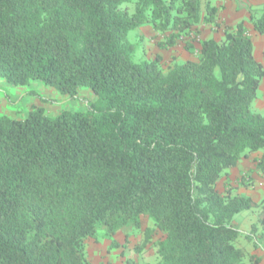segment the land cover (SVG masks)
Listing matches in <instances>:
<instances>
[{
  "label": "trees",
  "instance_id": "1",
  "mask_svg": "<svg viewBox=\"0 0 264 264\" xmlns=\"http://www.w3.org/2000/svg\"><path fill=\"white\" fill-rule=\"evenodd\" d=\"M218 10L209 0H0V78L93 93L84 112L0 115V264H90L99 228L113 236L144 216L161 234L152 264H246L233 220L264 209V196L217 183L254 153L264 177V115L252 111L264 67L251 37L243 22L226 26L167 73L158 55L135 62L128 40L148 23L171 48L201 22L216 26ZM248 13L264 36V4Z\"/></svg>",
  "mask_w": 264,
  "mask_h": 264
},
{
  "label": "rangeland",
  "instance_id": "2",
  "mask_svg": "<svg viewBox=\"0 0 264 264\" xmlns=\"http://www.w3.org/2000/svg\"><path fill=\"white\" fill-rule=\"evenodd\" d=\"M222 1L223 0H209V3L213 5L217 4L216 6H218L219 9H223V5H221ZM247 1L249 2V0ZM125 6H127L130 13L133 12V4ZM251 9L260 8H252L251 6ZM240 22L251 24L248 18ZM202 24L204 28H209L210 31H214L217 27H222L223 22H218L216 26L205 23ZM255 34L252 38L254 43L253 54L255 59L259 62L264 58V52H262L257 41L263 37ZM164 37L165 35L155 32L148 23L142 24L137 29L129 32L128 40L134 47V61L141 62L151 60L158 55L161 57V70L163 73H167L175 64L197 59L196 51L198 50L200 39L199 31L196 27L193 28L190 33L183 35L175 46L167 49H160L158 43L162 42ZM187 43L193 44L195 51L192 53L188 52L185 48ZM92 99L93 93L89 88L79 89L77 95L71 98L58 93L39 81H31L25 86H13L0 78V115H5L10 118H24L28 111L33 108H41L47 115L51 116L61 111L84 112L87 102ZM252 111L264 115L263 83H261L256 99L252 103ZM258 157L259 153L249 154L243 157L236 167L226 170L224 172L226 178L224 177V179L217 183V190L219 192H225V189L228 187L226 180H228L229 186L234 187V190L238 194L247 196V192L253 191V196L258 197L259 191L255 188V180L258 181L261 187L264 186V177L258 175L255 169V160ZM258 176L260 178H257ZM241 180H243L244 183L241 184ZM239 190L241 192H239ZM263 214V205H259L252 210L241 212L234 217L233 222L239 228L240 235L233 244L236 248L244 251V262L246 264H258L259 260L262 262L264 260V253L260 250L255 240L257 236L264 234V226L260 224V218ZM140 221L141 224L139 228L117 231L113 236L107 235L105 229L99 228L96 236L88 239L85 245L86 256L90 264L154 263L156 257L152 249V244L161 238V234L153 226L151 219L148 217H141ZM251 233H253V235L250 236ZM257 239L258 242L262 244V240L260 238ZM253 250L256 251L255 254Z\"/></svg>",
  "mask_w": 264,
  "mask_h": 264
},
{
  "label": "crops",
  "instance_id": "3",
  "mask_svg": "<svg viewBox=\"0 0 264 264\" xmlns=\"http://www.w3.org/2000/svg\"><path fill=\"white\" fill-rule=\"evenodd\" d=\"M245 3H246V5H245ZM263 4H264V0H249V2L247 0H223L221 2V5H223V9L220 8L218 10L217 18H216L217 22H220V21L223 22L222 27H217L216 29H214V31H210L209 28L208 29L204 28L203 24L199 23L196 26V28L199 31V39L202 40V39L212 38L216 41L222 40L224 37V28L226 26L234 28L238 24V22L240 23V21H245L247 18L249 19V13H248L249 7L251 8V6H252V8H261ZM243 24H244V27L246 28V30L248 32V35L252 39L253 35L255 34V32L253 31L252 25L247 23V22L243 23ZM262 37L263 38L258 39L259 41H257V44L261 47L262 52H264V36H262ZM253 46H254V43H253ZM259 62L264 66V58H262ZM263 80H264V78H263ZM263 80L261 83H263V87H264V81ZM258 175L261 176L260 173H258ZM257 178H260V177L258 176ZM259 186L260 185H259L258 181L255 180V188L257 191H259L258 197L253 196V191H249L246 193V195L248 197H250L255 202H260L263 198L264 186L263 187H261V186L259 187ZM239 192H241V191L239 190ZM257 238H260L262 240V244H260L258 242ZM257 238L255 239L257 242L256 244H258V246L260 247V250L263 251V253H264V234H260L259 236H257ZM255 252L256 251L253 250L254 254H255ZM258 264H264V260H263V262L261 260H259Z\"/></svg>",
  "mask_w": 264,
  "mask_h": 264
}]
</instances>
